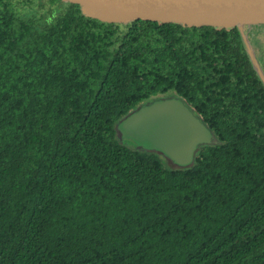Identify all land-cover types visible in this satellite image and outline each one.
Segmentation results:
<instances>
[{
    "label": "trees",
    "instance_id": "trees-1",
    "mask_svg": "<svg viewBox=\"0 0 264 264\" xmlns=\"http://www.w3.org/2000/svg\"><path fill=\"white\" fill-rule=\"evenodd\" d=\"M52 9L0 0V264H264V86L243 42ZM164 97L216 141L191 166L117 136Z\"/></svg>",
    "mask_w": 264,
    "mask_h": 264
},
{
    "label": "water",
    "instance_id": "water-1",
    "mask_svg": "<svg viewBox=\"0 0 264 264\" xmlns=\"http://www.w3.org/2000/svg\"><path fill=\"white\" fill-rule=\"evenodd\" d=\"M78 14L82 22L111 30L148 29L195 39L241 40L259 79L264 76L253 42L264 40V0H50ZM118 138L155 152L172 167L193 164L200 146L215 144L211 131L175 97L153 100L123 118Z\"/></svg>",
    "mask_w": 264,
    "mask_h": 264
},
{
    "label": "rangeland",
    "instance_id": "rangeland-1",
    "mask_svg": "<svg viewBox=\"0 0 264 264\" xmlns=\"http://www.w3.org/2000/svg\"><path fill=\"white\" fill-rule=\"evenodd\" d=\"M35 5H36V8H38V9L40 8L44 12L43 13V18H44L43 23L49 22L55 16V14H56L53 9L50 10V8H48V6H46V1H44V0H37L36 3H35ZM27 17H28V14L27 13H25L24 15L21 16V18L23 20H26ZM259 43H260V45H259V47L256 48L257 49V52L256 53H258V49L260 50V48L264 45V41H261ZM260 64H261V61H260ZM262 70L264 71V65H263V63H262ZM164 161H165V164L167 166H171V164H169V162L166 159H164Z\"/></svg>",
    "mask_w": 264,
    "mask_h": 264
},
{
    "label": "flooded vegetation",
    "instance_id": "flooded-vegetation-1",
    "mask_svg": "<svg viewBox=\"0 0 264 264\" xmlns=\"http://www.w3.org/2000/svg\"><path fill=\"white\" fill-rule=\"evenodd\" d=\"M36 1L37 0H35V3H36ZM44 1H46V6H48V8H54V9H57V10H62V8L63 9H65V7H63L62 5H59V4H57L56 3V5H52L51 3H50V0H44ZM51 2H53V1H51ZM219 40V39H218ZM219 41H221V40H219ZM224 41H228V40H224ZM224 41H221V42H224ZM264 41V40H263ZM259 42H261V41H259ZM259 42H253L252 43V46H253V51H255L254 53H256L257 52V47H259V45H260V43ZM255 56H256V59H257V63L259 64V67L261 68V71L263 72V76H264V71L262 70V63H263V65H264V45L260 48V50L258 49V53H256L255 54ZM260 61H261V64H260ZM262 85L264 86V84L262 83ZM164 98H169V97H164ZM152 102V101H151ZM151 102H149V103H151ZM148 103V104H149ZM145 105H147V104H145ZM142 106H144V105H142ZM196 115V114H195ZM196 117L197 118H199V116L198 115H196ZM200 119V118H199Z\"/></svg>",
    "mask_w": 264,
    "mask_h": 264
}]
</instances>
